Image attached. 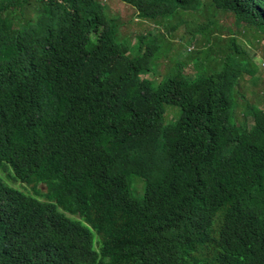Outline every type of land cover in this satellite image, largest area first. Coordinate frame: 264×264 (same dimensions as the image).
Returning <instances> with one entry per match:
<instances>
[{
    "label": "trees",
    "instance_id": "trees-1",
    "mask_svg": "<svg viewBox=\"0 0 264 264\" xmlns=\"http://www.w3.org/2000/svg\"><path fill=\"white\" fill-rule=\"evenodd\" d=\"M118 1L0 0V264H264V0Z\"/></svg>",
    "mask_w": 264,
    "mask_h": 264
},
{
    "label": "rangeland",
    "instance_id": "rangeland-1",
    "mask_svg": "<svg viewBox=\"0 0 264 264\" xmlns=\"http://www.w3.org/2000/svg\"><path fill=\"white\" fill-rule=\"evenodd\" d=\"M110 9V13L112 15L118 14L120 16V19L125 22L127 21V18H133V23L134 24H139V25H131L130 26V31L133 33L136 32H141L143 30H146L148 28H151V25H149L147 22H141L139 21L137 18H134V12L132 11V9L129 6H125L124 4H122L121 2H119L118 0H106ZM214 11L212 12L211 16L213 17L215 15V24H217V31H215L213 34H220V36H222L223 38H226V36H228L227 31L228 30H233L236 31V33H238L236 36L237 40L240 41L242 44H246L245 46L247 47L248 50H250V55L255 59V61L257 59H260V55L261 52L259 51V49L255 48V44H250L248 43V37L246 36L247 33L245 32V35L243 34V28L244 26L241 25H234L232 24L233 20L235 19L234 14H232L231 12H228V15H231L229 19L227 17L226 14H221L220 12ZM210 15V13H209ZM191 19V18H190ZM191 20L193 21L190 22L188 24V26L184 27V26H180L176 29V32H174V34L176 35L174 38V42L179 41V39H181V41L183 42V48L180 50V55L184 56L186 55L188 52H190V50L193 52L194 50L198 49V45L200 44V42L203 41V37L201 35L200 32H198V29L196 27L197 23H201L202 22V17H198V18H192ZM192 32V34H191ZM192 35V39L189 42V36ZM200 50V49H198ZM186 72L191 73L193 71V62H190L189 65L186 67ZM163 68H159V72H163ZM147 77H150L149 75ZM256 78L259 80H264V66L260 65L258 72L256 74ZM260 82V81H259ZM239 92H241L244 96L243 99H246L247 101H249L250 103H254L257 104L261 107H264V92L262 91V89H260L258 91V97L255 96L254 92H253V87H251L250 81L248 76L245 77V80H243L242 82H240V86H239ZM241 99H238V103H241ZM245 116L248 118V120H250V123H252V119L254 117V113L249 111L248 113L245 114ZM0 176L3 178V180L10 186L15 187L20 189V184L19 183H10L6 178H8L7 176L5 177L3 174H1L0 172ZM22 186L24 187V185L22 184ZM134 186L136 187V189L140 188V184L138 182H136L134 184ZM27 189L28 192L31 191L30 186L25 187ZM42 191H44V187L40 186L39 187ZM141 196V195H140ZM95 235V233H94ZM96 248L98 249V246H96Z\"/></svg>",
    "mask_w": 264,
    "mask_h": 264
}]
</instances>
